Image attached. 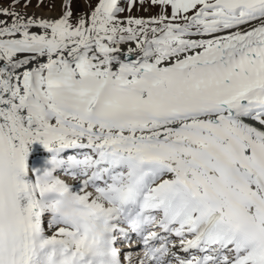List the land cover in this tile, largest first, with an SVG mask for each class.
<instances>
[{
    "label": "snow or ice",
    "instance_id": "obj_1",
    "mask_svg": "<svg viewBox=\"0 0 264 264\" xmlns=\"http://www.w3.org/2000/svg\"><path fill=\"white\" fill-rule=\"evenodd\" d=\"M31 4L0 0V264H264V0Z\"/></svg>",
    "mask_w": 264,
    "mask_h": 264
},
{
    "label": "rangeland",
    "instance_id": "obj_2",
    "mask_svg": "<svg viewBox=\"0 0 264 264\" xmlns=\"http://www.w3.org/2000/svg\"><path fill=\"white\" fill-rule=\"evenodd\" d=\"M94 2V0H93ZM61 3H62V0H43V3L41 4V7H43V10H39V11H43L42 13L44 14L45 12L49 13L51 12V15L53 13H55V15L53 14V16L51 17H57V14L55 11L59 10L61 12ZM37 4V0H32V4L31 6L28 8V12H35L36 10H38L39 8H37L35 5ZM51 5V7H50ZM57 5V6H56ZM57 9V10H55ZM73 9L74 11L76 12H80V11H85L86 9H84V5L83 3H79V4H73ZM154 9H151V10H148V11H145V10H142L140 9L139 7H134L132 9V12H131V15L133 16H136V17H148V16H151L154 14ZM128 13H125V15H127ZM69 152H64V156H67ZM62 156V157H64ZM35 161V160H33ZM44 162H46V165L43 164ZM45 166L46 168H49L50 165L48 164V161H39V163L37 164V166ZM59 175V174H58ZM59 177L61 179H64L66 180L67 182H69L70 184L73 183V181L70 179V177H68L67 175H59Z\"/></svg>",
    "mask_w": 264,
    "mask_h": 264
},
{
    "label": "bare ground",
    "instance_id": "obj_3",
    "mask_svg": "<svg viewBox=\"0 0 264 264\" xmlns=\"http://www.w3.org/2000/svg\"><path fill=\"white\" fill-rule=\"evenodd\" d=\"M39 10H43V7L40 6V8L38 10H36L35 12H30V13H35L38 17H45V18L51 17V16H53V14L55 15V13H53L51 15V12H49V13L45 12L43 14L42 13L43 11L41 12ZM55 10H57V9H55ZM55 12L57 14V17L61 13L59 10H57ZM28 147H29L28 155H27L26 161H25L26 166L30 170V172L34 171L36 174H40L41 172H43L46 169V167L40 166V165L37 166V164L39 163V161H42V160L48 161L51 158L52 153L47 151L40 143H33ZM66 152H68V151H65V153ZM63 154H64V152L60 153V156L61 157L64 156ZM68 154H70V153H68ZM33 160H35V161H33ZM43 164L46 165V162H44ZM25 179H28V177H25ZM23 203H24V201L22 200L21 204L23 205ZM117 246L120 247L121 244H118Z\"/></svg>",
    "mask_w": 264,
    "mask_h": 264
},
{
    "label": "clouds",
    "instance_id": "obj_4",
    "mask_svg": "<svg viewBox=\"0 0 264 264\" xmlns=\"http://www.w3.org/2000/svg\"><path fill=\"white\" fill-rule=\"evenodd\" d=\"M55 179L60 180L68 187L71 186L69 182L60 177H55ZM70 179L72 178L70 177ZM48 203L51 205L50 211L60 219L70 220L78 211V201L71 192L53 194V198Z\"/></svg>",
    "mask_w": 264,
    "mask_h": 264
}]
</instances>
